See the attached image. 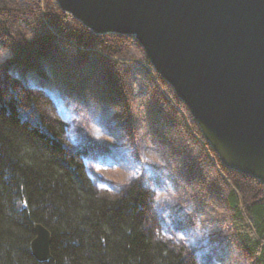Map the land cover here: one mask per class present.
Instances as JSON below:
<instances>
[{"label": "trees", "instance_id": "1", "mask_svg": "<svg viewBox=\"0 0 264 264\" xmlns=\"http://www.w3.org/2000/svg\"><path fill=\"white\" fill-rule=\"evenodd\" d=\"M51 12L48 0H0V264H194L176 239L152 232L143 179L120 181L115 192L101 188V175L68 145L64 122L41 110L42 92L34 77L44 72L42 61L59 72L66 65L52 48L41 53L56 39H66L84 52L87 48L79 43L83 34L105 37L96 45L104 57L132 61L121 55L123 42L107 38L124 36L97 35L71 14L62 10L55 21ZM28 17H35L47 32L36 33ZM58 17L64 21L59 23ZM70 72L63 71L71 77ZM100 83L106 95L118 92L105 78ZM82 87L81 82L73 94L87 101ZM86 142L82 138L81 144ZM101 151L106 152L103 147ZM92 152L95 157L97 150ZM239 174L249 184L232 179L226 194L231 220L251 264H264V184ZM161 214V225L171 231ZM38 225L51 234V257L45 261L31 248Z\"/></svg>", "mask_w": 264, "mask_h": 264}, {"label": "rangeland", "instance_id": "2", "mask_svg": "<svg viewBox=\"0 0 264 264\" xmlns=\"http://www.w3.org/2000/svg\"><path fill=\"white\" fill-rule=\"evenodd\" d=\"M48 6L57 21L55 15H63L57 0H48ZM28 18L36 33L47 32L35 17ZM107 38L123 42L121 55L132 61L109 60L96 47L105 37L84 34L79 39L87 48L84 52L60 38L41 51H58L60 63L67 65H61L59 72L48 60L42 61L44 72L34 77L35 87L42 92L41 110L64 122L68 145L77 149L85 166L101 175V188L115 192L120 181L143 179L149 190L152 232L176 239L194 264H251L226 199L232 179L244 185L249 180L219 162L188 107L157 74L144 48L131 38ZM73 61L77 66H72ZM67 69L71 77L63 73ZM103 78L112 88L117 86L116 94L114 90L104 93ZM81 82L87 101L73 94ZM82 138L90 142L84 146ZM95 147H103L106 153L93 157ZM160 211L173 232L161 225Z\"/></svg>", "mask_w": 264, "mask_h": 264}, {"label": "water", "instance_id": "3", "mask_svg": "<svg viewBox=\"0 0 264 264\" xmlns=\"http://www.w3.org/2000/svg\"><path fill=\"white\" fill-rule=\"evenodd\" d=\"M98 35L139 43L222 164L264 184V0H57ZM31 242L51 257V234Z\"/></svg>", "mask_w": 264, "mask_h": 264}]
</instances>
